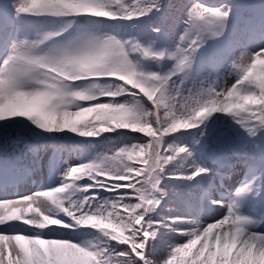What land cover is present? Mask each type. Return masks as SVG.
<instances>
[{"label":"snow or ice","instance_id":"snow-or-ice-1","mask_svg":"<svg viewBox=\"0 0 264 264\" xmlns=\"http://www.w3.org/2000/svg\"><path fill=\"white\" fill-rule=\"evenodd\" d=\"M0 264H264V0H0Z\"/></svg>","mask_w":264,"mask_h":264},{"label":"rangeland","instance_id":"rangeland-1","mask_svg":"<svg viewBox=\"0 0 264 264\" xmlns=\"http://www.w3.org/2000/svg\"><path fill=\"white\" fill-rule=\"evenodd\" d=\"M231 3H237V0H233V1H231ZM36 19H37L38 28L41 29V30H44V31H48V30H51L52 27H53L52 21H53L54 19H57V18H51V17H40V18H36ZM76 19H77L80 23H82V24L85 23V22L87 21L86 19H81V18H80V19H79V18H76ZM93 27H95V26H93ZM260 67H261V66H258V67H257V68H258L257 71H259ZM256 74H257V73H255L254 75H256ZM42 78H43V76H42V74L39 73V72L33 74V79H34V80H39V79H42ZM91 115H92V114H88V116L82 117V119H88L89 117H91ZM31 127H34V126H31ZM36 131H39V130H36ZM24 133H26V132H24ZM24 133H22V136L26 135V136L34 137V136L31 135V134L28 135V134H24ZM183 134H184V135H189L190 133H189V132H184ZM43 135H46V134H44V133H41V134H40V136H43ZM128 135H129V136H134V135H137V134L131 133V132L129 131V132H128ZM35 136H36V135H35ZM14 137H15V135H13V138H14ZM117 143H118L119 146H122L123 143H125V141H118ZM21 147H23V145H21ZM52 147H53V144H46V145H43V146L38 145V146H35V147H29V148L27 149L29 156H31L32 153L35 152V154L41 158V160H40V164H41L42 168H41V171H40V172L36 173V174L33 176V180H34V181H40V180H43V181L46 183V178H45V176H46V172H47V169H48V168H47V167L45 168V164L47 165L48 154H49L48 152H49V150H50ZM75 158H76L75 156L72 157V159H75ZM241 179H243V174H242V173H240V174L234 176V177H233V182H239ZM35 190H36V188H35V186H34L33 184H27V185H24V186L22 187V191H23L24 194H27L28 192H30V191H35ZM64 195H68V193H65ZM72 198H73V199H76V196L73 195ZM244 211L247 212V211H248V208L245 207V208H244ZM181 230H182V231H187L188 229L185 228V229H181ZM93 242H95V241H94V238H93Z\"/></svg>","mask_w":264,"mask_h":264},{"label":"clouds","instance_id":"clouds-1","mask_svg":"<svg viewBox=\"0 0 264 264\" xmlns=\"http://www.w3.org/2000/svg\"><path fill=\"white\" fill-rule=\"evenodd\" d=\"M63 71L74 73L77 72L78 69L74 65L66 64L63 66Z\"/></svg>","mask_w":264,"mask_h":264},{"label":"trees","instance_id":"trees-1","mask_svg":"<svg viewBox=\"0 0 264 264\" xmlns=\"http://www.w3.org/2000/svg\"><path fill=\"white\" fill-rule=\"evenodd\" d=\"M207 2L212 3V2H214V0H207ZM148 22H149V21L146 19V20L144 21V24L146 25ZM100 30H104V29L102 28V29H100ZM86 239H93V237H86ZM166 239H167V238H166ZM161 254H163V253H161Z\"/></svg>","mask_w":264,"mask_h":264}]
</instances>
